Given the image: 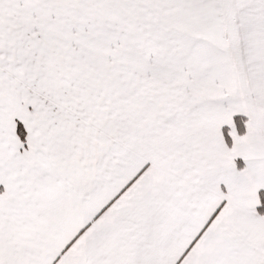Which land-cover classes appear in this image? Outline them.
<instances>
[{
  "label": "snow or ice",
  "instance_id": "6c2138e0",
  "mask_svg": "<svg viewBox=\"0 0 264 264\" xmlns=\"http://www.w3.org/2000/svg\"><path fill=\"white\" fill-rule=\"evenodd\" d=\"M0 264H264V0H0Z\"/></svg>",
  "mask_w": 264,
  "mask_h": 264
}]
</instances>
